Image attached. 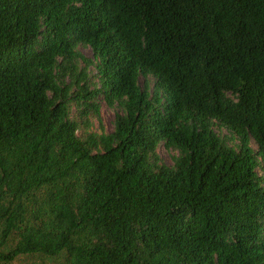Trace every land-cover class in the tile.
I'll list each match as a JSON object with an SVG mask.
<instances>
[{"label": "trees", "instance_id": "16d2710c", "mask_svg": "<svg viewBox=\"0 0 264 264\" xmlns=\"http://www.w3.org/2000/svg\"><path fill=\"white\" fill-rule=\"evenodd\" d=\"M100 103L121 110L110 134L91 130ZM16 261L264 264V0H0V264Z\"/></svg>", "mask_w": 264, "mask_h": 264}, {"label": "rangeland", "instance_id": "374dc122", "mask_svg": "<svg viewBox=\"0 0 264 264\" xmlns=\"http://www.w3.org/2000/svg\"><path fill=\"white\" fill-rule=\"evenodd\" d=\"M78 52L89 62H91V65L88 69L89 73V78L94 77L95 71H94V59L93 55L90 49L79 46L78 47ZM144 80H140V87L143 90L144 88H148L150 91V94L152 93L153 90V85H154V80L149 79L146 83V86L144 85ZM100 120H92V126L91 130L93 133L97 134H110L114 130V121L116 118L117 114H121V110L118 107L114 108H109L107 105L104 103H100ZM215 133L219 135L220 137L224 138L225 141L230 145V146H235L237 145V140L227 131V130H222L220 131L219 129L215 128L214 129ZM252 146L255 148V145L252 143ZM157 154L160 158V161L162 164L172 167L174 163V159L178 157V152L170 150L164 146L163 143H160L157 148ZM22 261V260H21ZM14 264H22L20 261H16Z\"/></svg>", "mask_w": 264, "mask_h": 264}]
</instances>
